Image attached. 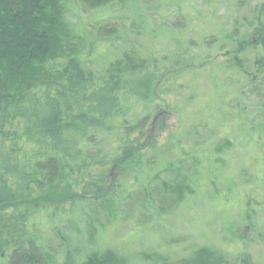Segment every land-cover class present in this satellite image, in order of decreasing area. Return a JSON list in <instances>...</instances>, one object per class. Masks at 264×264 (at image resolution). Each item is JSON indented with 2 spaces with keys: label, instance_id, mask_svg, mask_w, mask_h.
<instances>
[{
  "label": "trees",
  "instance_id": "16d2710c",
  "mask_svg": "<svg viewBox=\"0 0 264 264\" xmlns=\"http://www.w3.org/2000/svg\"><path fill=\"white\" fill-rule=\"evenodd\" d=\"M112 1L0 0V264H257L243 247L230 254L209 239L192 244L176 224L202 197L204 183L215 184L212 173L229 169L224 155L235 144L229 130L222 132L225 121L234 119L233 131H246L264 147V0L230 24L210 17L217 26L210 37L186 39L184 20L166 26L182 44V65L190 48L239 47V53L217 65L214 96L206 101L228 112L209 123L201 107L191 124L208 131L205 137L193 139L188 126L163 143L139 139L157 109L147 87L152 79L148 85L142 78L159 75L157 54L128 35L130 28L104 24L84 32L66 16L70 2L104 9ZM116 1L137 13L138 0ZM250 1L229 3L239 11ZM140 19L134 27L142 28ZM96 48L109 57L98 62L89 55ZM195 72L188 65L163 92L188 91ZM245 101L253 111L247 124ZM184 137L188 149L203 152L183 150ZM109 172L117 175L115 184ZM44 191L70 194L68 211L51 205L45 220L34 216ZM240 215L252 218L246 209ZM128 225L122 248L101 244L112 228Z\"/></svg>",
  "mask_w": 264,
  "mask_h": 264
},
{
  "label": "rangeland",
  "instance_id": "374dc122",
  "mask_svg": "<svg viewBox=\"0 0 264 264\" xmlns=\"http://www.w3.org/2000/svg\"><path fill=\"white\" fill-rule=\"evenodd\" d=\"M258 2H261V0H251L242 10L235 11L236 8L229 3V0H219L215 3H208L206 0H138L137 13L131 3L123 7L116 0L106 5L104 9H89L80 3L70 2L68 4L70 9L66 11V16L84 32L97 29L104 24L112 28H130L131 32L128 35L136 36L140 42L148 48H152L157 54V58L160 60L158 62L159 67H157L159 75L152 78L151 74L148 73L142 77L148 82V85L150 84L149 79H152V85L150 84L147 87L151 99L157 105V109L152 113L150 123L139 139L141 142L163 143L174 140L176 135L188 126V128H191L193 139L205 137L208 131L204 130L198 123H195L194 126L191 124L196 119L197 110H202L201 107L206 108L209 114L207 119L209 123L210 121L216 122L215 119L218 118V115H222V111L223 113L228 112L224 111V106H209V103L212 105L215 102L214 99L210 102L206 101L214 96L211 81L215 77V72H219L217 65L222 60L239 53L238 47V49L222 52L212 53L209 51V56L207 49L190 48L192 54H190L189 61H184L186 64L182 65L181 58L185 56L182 44L175 38L177 36L172 30L166 26L175 21L178 22V19H180L181 22L184 20L186 25L185 33L188 34L186 39L210 37L216 33L217 27L210 17L213 16L215 21L218 19L220 21L226 20L230 24L235 16L249 13L250 8ZM138 17H141L142 28L134 27L139 22V20H136ZM151 29L154 34L149 33ZM121 41V39L114 40L113 44L119 46ZM103 50L96 48L89 55L97 56L98 62H101L105 57H109V54ZM196 53H200L201 57H195L193 54ZM166 56L168 58L165 59ZM188 65L189 68H195L196 70L194 77L187 82V84L189 83L188 91L183 90L180 94L176 92L173 94L164 93L163 87L170 83L174 76L178 75ZM219 79L218 76L215 78V80ZM224 81L226 82V80ZM147 82L143 84H147ZM187 84L185 85L187 86ZM190 94H195L196 97L192 99L193 101L189 100V102L187 96ZM245 102L246 105L242 107L246 108V113L243 114H245L247 124L253 116V111L249 103ZM250 102L252 103V100ZM230 107L236 111L235 104ZM225 122L224 131L222 132H225V129L229 130L231 132L229 137L235 144L224 155L226 160L228 159L227 163H224V168L229 169L221 173H212L215 184L211 188L209 184L204 183L202 197L200 196L194 203H191L189 210L183 213L181 219L177 221L176 228L192 244L209 239L208 241L215 243L230 254L243 247L255 263L264 264V147H262V150L259 149L258 141L251 140L252 138L250 135L248 137L246 131H233L232 128L236 125L234 119ZM186 140L185 137L181 139L184 144L182 146L183 150L186 149L190 153L203 152L201 147L188 149ZM188 145H190V142ZM116 179L117 175L113 172L110 173L109 184H115ZM215 188L218 192L215 194L216 198L210 200L207 193H212ZM81 190L78 187L76 192L81 193ZM69 196L70 194L53 191L51 193L41 192L38 197L42 201V208L41 211L35 212L34 216L45 220L51 205L52 207L62 205L63 211H68L71 206V202L67 200ZM35 198L37 197H31L28 203L25 204L32 205ZM85 198L90 199L87 194ZM245 209L252 216L250 222H245L241 218V211ZM128 226L127 229L124 226L112 228L110 233H106L108 237L103 239L101 244L122 248L123 240L129 233L131 225ZM131 232L130 235L136 237V240L140 238L138 230ZM152 232L157 235L156 231L153 230ZM154 234L150 235L148 240L144 239V242H151ZM238 237H245L246 239L242 242Z\"/></svg>",
  "mask_w": 264,
  "mask_h": 264
}]
</instances>
